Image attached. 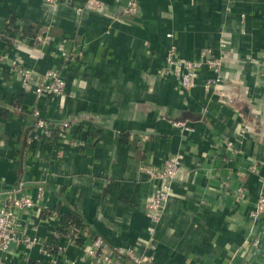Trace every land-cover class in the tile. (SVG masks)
<instances>
[{
    "label": "crops",
    "instance_id": "crops-1",
    "mask_svg": "<svg viewBox=\"0 0 264 264\" xmlns=\"http://www.w3.org/2000/svg\"><path fill=\"white\" fill-rule=\"evenodd\" d=\"M87 1L0 0V192L32 199L13 208L35 240L0 251L2 264H92L98 238L152 264H264V0H138L137 15ZM11 15L33 34L7 33ZM170 47L222 57V93L205 90L207 68L190 89L164 75ZM51 72L65 82L55 97L36 87ZM174 158L181 174L154 220L151 174ZM72 212L87 225L79 244L60 234Z\"/></svg>",
    "mask_w": 264,
    "mask_h": 264
},
{
    "label": "built area",
    "instance_id": "built-area-1",
    "mask_svg": "<svg viewBox=\"0 0 264 264\" xmlns=\"http://www.w3.org/2000/svg\"><path fill=\"white\" fill-rule=\"evenodd\" d=\"M52 1V0H51ZM118 3L122 0H116ZM125 13L130 15H137L139 13L138 0H125ZM89 8L100 9L102 4L99 0H88L86 4ZM171 37V35H168ZM226 44L223 43L222 47ZM62 56L66 60H71L74 54L66 52L64 48H60ZM258 63L262 68V76H264V49L259 53ZM15 68V74L22 76L25 83L31 82L32 72L27 68ZM201 68H207L212 71L216 77L208 80L204 86L207 91H214L221 94L223 91L222 84L224 76L222 73L223 63L222 57L218 58L214 54L208 55L203 53L199 60L185 61L178 58L174 47H170L167 52L166 66L162 71L164 75L173 74L181 78V85L183 88L190 89L193 87L194 74ZM37 92L45 93L50 96H59L65 90V82L62 80L57 72H51L46 75L43 80L36 82ZM38 113L36 116L38 117ZM67 126V125H65ZM37 129L42 136L49 137L53 128L49 126L42 119L38 120ZM181 174L180 161L177 158L167 160L164 167L152 172L151 177L163 182L161 190L155 194L148 204V212L154 220L159 218V213L169 200V191L171 184ZM12 193L5 194L0 192V251L8 252L13 244L25 243L30 246L35 242L31 238H20V222L16 215L15 208H32L34 203L32 199L26 197L17 199ZM260 210H264V198L260 203ZM70 237L77 239V236L70 233ZM44 254H48L47 250H42ZM87 255L91 258L92 264H152V261L147 258L137 256L131 251L124 249H116L105 243L104 240L98 238L94 240L90 246L87 247ZM0 264L2 261L0 259Z\"/></svg>",
    "mask_w": 264,
    "mask_h": 264
},
{
    "label": "trees",
    "instance_id": "trees-1",
    "mask_svg": "<svg viewBox=\"0 0 264 264\" xmlns=\"http://www.w3.org/2000/svg\"><path fill=\"white\" fill-rule=\"evenodd\" d=\"M33 28L34 26L28 21L25 22V25L23 28H20V26L17 24V18L12 15L10 16L9 22L7 23V33L11 34L14 31L23 37L32 35ZM15 100H21V99L16 98ZM37 123H38V119L35 122V126H34L35 130L37 129ZM52 133H53V130H52ZM52 133L48 138H44V141L51 139V137H53ZM55 136H58V134ZM61 225H62V229L60 230V234H63V235H68V234L70 235L71 232L74 234H78V232L80 231L84 232L87 229V225L84 223L82 218L76 212L63 215L61 219ZM75 243L79 244L80 241L76 239Z\"/></svg>",
    "mask_w": 264,
    "mask_h": 264
}]
</instances>
